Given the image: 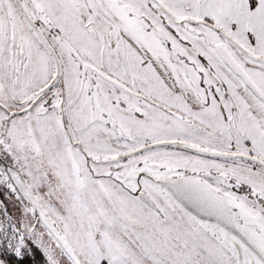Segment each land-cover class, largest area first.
I'll return each instance as SVG.
<instances>
[{"label":"snow or ice","instance_id":"snow-or-ice-1","mask_svg":"<svg viewBox=\"0 0 264 264\" xmlns=\"http://www.w3.org/2000/svg\"><path fill=\"white\" fill-rule=\"evenodd\" d=\"M0 264H264V0H0Z\"/></svg>","mask_w":264,"mask_h":264},{"label":"trees","instance_id":"trees-1","mask_svg":"<svg viewBox=\"0 0 264 264\" xmlns=\"http://www.w3.org/2000/svg\"><path fill=\"white\" fill-rule=\"evenodd\" d=\"M0 191H3V189H2V188H0Z\"/></svg>","mask_w":264,"mask_h":264}]
</instances>
